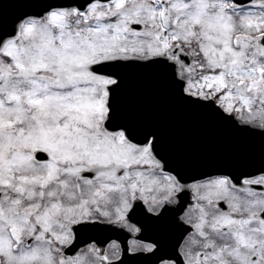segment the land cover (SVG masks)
Returning <instances> with one entry per match:
<instances>
[{"label":"snow or ice","instance_id":"1","mask_svg":"<svg viewBox=\"0 0 264 264\" xmlns=\"http://www.w3.org/2000/svg\"><path fill=\"white\" fill-rule=\"evenodd\" d=\"M0 264H264V0H0Z\"/></svg>","mask_w":264,"mask_h":264}]
</instances>
